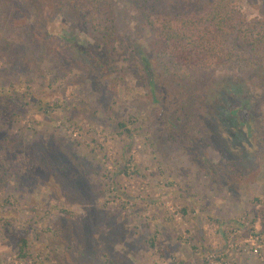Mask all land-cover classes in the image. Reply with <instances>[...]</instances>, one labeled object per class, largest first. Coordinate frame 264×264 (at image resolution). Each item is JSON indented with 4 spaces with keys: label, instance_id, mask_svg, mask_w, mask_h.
<instances>
[{
    "label": "rangeland",
    "instance_id": "374dc122",
    "mask_svg": "<svg viewBox=\"0 0 264 264\" xmlns=\"http://www.w3.org/2000/svg\"><path fill=\"white\" fill-rule=\"evenodd\" d=\"M211 1L0 0V264H264V65L152 47Z\"/></svg>",
    "mask_w": 264,
    "mask_h": 264
},
{
    "label": "trees",
    "instance_id": "16d2710c",
    "mask_svg": "<svg viewBox=\"0 0 264 264\" xmlns=\"http://www.w3.org/2000/svg\"><path fill=\"white\" fill-rule=\"evenodd\" d=\"M239 1L212 0L200 14L147 18L153 51L182 69L220 70L234 63L236 53L224 56L225 43L232 40L249 51V55L241 56L244 64L264 65V21L249 20L237 12ZM3 108V114L11 113V107L0 102V111Z\"/></svg>",
    "mask_w": 264,
    "mask_h": 264
},
{
    "label": "built area",
    "instance_id": "2783aa9c",
    "mask_svg": "<svg viewBox=\"0 0 264 264\" xmlns=\"http://www.w3.org/2000/svg\"><path fill=\"white\" fill-rule=\"evenodd\" d=\"M74 136L77 137L78 134H75ZM246 242H252V244L255 245V241H254L253 237H251V238H249V239H246ZM263 249H264V248L260 246V248H258V250H256V253H259V250H263ZM258 257H260V258L262 259V261L264 262V253H263V252L260 253V254L258 255Z\"/></svg>",
    "mask_w": 264,
    "mask_h": 264
}]
</instances>
